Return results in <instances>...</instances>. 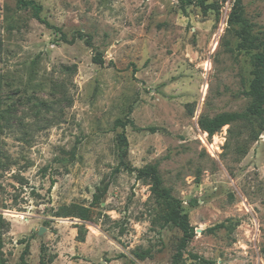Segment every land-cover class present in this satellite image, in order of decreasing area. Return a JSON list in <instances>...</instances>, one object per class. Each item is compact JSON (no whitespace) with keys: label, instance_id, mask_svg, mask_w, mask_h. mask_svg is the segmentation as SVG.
I'll list each match as a JSON object with an SVG mask.
<instances>
[{"label":"rangeland","instance_id":"1","mask_svg":"<svg viewBox=\"0 0 264 264\" xmlns=\"http://www.w3.org/2000/svg\"><path fill=\"white\" fill-rule=\"evenodd\" d=\"M33 1L75 40H59L18 0H0L6 264H18L25 246V264H170L180 231L160 226L147 181L115 171L122 128L114 121L126 116V162L156 164L194 228L185 264H195L190 253L210 264H264V128L236 122L209 137L198 125L250 101L253 51L236 48L233 0H205L214 5L205 13L183 0ZM242 4L262 40L264 0ZM95 192L102 198L78 242L81 222L59 214L90 205ZM143 250L142 260L132 254Z\"/></svg>","mask_w":264,"mask_h":264},{"label":"trees","instance_id":"2","mask_svg":"<svg viewBox=\"0 0 264 264\" xmlns=\"http://www.w3.org/2000/svg\"><path fill=\"white\" fill-rule=\"evenodd\" d=\"M183 1L188 4H196L201 8L203 13H205L208 8L214 7L212 4H206L205 0ZM18 4L21 8L31 9L33 17L40 23L44 24L47 28L53 30V32L58 35L59 40L68 44L74 42V37L68 39L66 35L61 32L59 27L49 24L47 20L40 16L41 5L37 4L33 0H18ZM227 25L232 29L237 39L236 48L242 51H253L251 55V79L247 90L244 92L245 95L249 97L250 101L242 112H223L210 118H200L198 121L199 128L209 137L218 132L223 126L231 125L236 122H245V124L250 127H252L254 123H257L260 127V132L264 128V38L262 40H258L253 36L251 32V23L244 15L242 0H233L227 17ZM76 37L81 39L83 38V35L81 32H77ZM85 43L89 45V38L85 39ZM92 60L97 64H103L102 56L99 53H95ZM127 124L133 125L132 120L127 116L124 119H116L114 121V127L122 128V131L117 135L118 164L115 171L117 172L120 168H123L129 172H135L136 179H142L149 183L151 195L163 209V212L159 215L161 222L160 226L164 227L166 225H171L177 228L181 233L176 242L174 251L171 254L170 264H185L186 247L195 235L194 228L190 225L188 216L181 206L182 201L172 195L170 188L163 185L156 164H147L141 168H135L126 162L125 158L127 155L128 141L123 129ZM149 129L154 131V128ZM259 131L252 136V139H257ZM70 156L71 158L74 157L73 151L70 152ZM102 195L103 194L101 192H95L92 195L90 205L82 206L74 204L67 212L59 214V216H72L81 222L75 226L77 229L75 236L76 241H84V236L87 232L84 222L90 220L91 207L100 201ZM194 201L195 200H193V203ZM7 227L8 222H6L0 215V264H6L2 252V234ZM217 227H222V224H218ZM211 230L212 228H209V231ZM27 251L28 246H25L20 254V262L18 264H25V255L27 254ZM132 254L137 259L142 260L148 256L149 252L147 250L134 251ZM188 255L195 261V264L211 263L197 254L190 253ZM40 264H44V262L40 260Z\"/></svg>","mask_w":264,"mask_h":264},{"label":"water","instance_id":"3","mask_svg":"<svg viewBox=\"0 0 264 264\" xmlns=\"http://www.w3.org/2000/svg\"><path fill=\"white\" fill-rule=\"evenodd\" d=\"M41 231V228H40V230H39V232Z\"/></svg>","mask_w":264,"mask_h":264}]
</instances>
